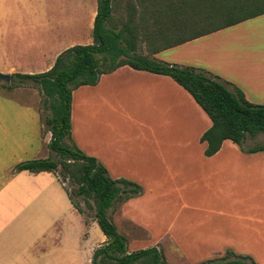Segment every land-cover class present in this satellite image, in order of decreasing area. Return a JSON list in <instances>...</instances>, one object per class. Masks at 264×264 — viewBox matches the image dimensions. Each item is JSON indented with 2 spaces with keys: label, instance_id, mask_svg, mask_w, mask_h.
<instances>
[{
  "label": "crops",
  "instance_id": "1",
  "mask_svg": "<svg viewBox=\"0 0 264 264\" xmlns=\"http://www.w3.org/2000/svg\"><path fill=\"white\" fill-rule=\"evenodd\" d=\"M48 1L29 0L31 7L33 4L34 7L44 6ZM95 13L96 5L90 16L92 26ZM37 14L33 11L29 13L30 20L27 21L30 25L27 29L29 36L26 38L28 48L35 52H26V57L23 58L24 52L20 47L18 58L15 54L11 55L12 58H17L16 63L14 60H6L3 63L6 68L3 71L6 73L46 71L53 65L59 53L76 45V42L72 40L71 31L72 27L79 26L78 21L68 17V20L57 23V27L51 26L49 22L39 25L38 22L31 20ZM12 24L9 26L12 27ZM8 30L9 32L11 30L13 34L12 28H6L0 33V50L6 49ZM200 38L159 53L164 54L175 50ZM15 42L16 39L13 43ZM159 53L154 57L156 58ZM179 57L180 55L170 54L167 58L159 60L185 65L177 60ZM205 71L214 73L208 69ZM124 82L130 83L131 89L139 93L175 92L190 104L191 102L196 104L191 105L198 114L195 120L192 121V118L183 116V119L188 122L186 124L171 123V131L184 129L187 124L194 125L191 137L194 135L202 144L203 148L200 146L202 153L198 156H187L186 158L190 161L186 162L182 169L185 172L190 171L192 184L198 183L204 175L209 183L221 182L222 201L221 206H218L220 207L218 212L222 215L220 222L196 223L185 219L178 222L177 219L162 228V221L155 226L156 224L151 220H145L144 216L141 217L136 213L135 208L140 203H144L143 195L146 191L153 192L154 187L162 189V175L175 178L177 173L174 174L173 168L167 164L166 155L163 152L166 143L157 137L158 132L155 129L157 127L154 123L149 126L144 125L153 136L140 147H133L130 140L126 137L119 138L116 134V125L112 118L106 116V113L118 112L119 108L113 105L112 95L115 92L116 83L119 85ZM226 82L228 85L237 87ZM10 91L20 92L29 98L30 102L17 100L19 104L16 105H0V264H22L23 226L33 224L40 228V232L29 241V247L35 254V264H49L48 260L45 263L42 261L43 258L48 259L54 254L53 247L57 242L52 229L56 223L55 216L37 225L36 213H33L32 209H38V207L54 209V188L42 187L37 181L41 174L54 173L15 171V166L23 161L36 159L34 155L39 153L40 144L47 145L51 133L44 129L41 122L42 117L34 93L20 89H10ZM77 93L79 104L76 110ZM199 108L200 106L191 95L169 76L124 65L110 73L102 74L95 85H82L72 92L71 138L85 154L95 157L106 168L110 177L126 178L143 188L139 195L119 204L118 220L112 219L118 230L127 237L129 251L155 246L163 250L167 260V253H171L173 259L177 257L175 260H183L187 264H198L221 258L229 249L252 257L256 264H264V150L246 152L232 141L224 140L215 154L206 156L204 154L206 143L200 141V137L210 127L211 121ZM179 113L181 115L187 113V108L180 106ZM40 130L43 135H40ZM262 134L264 133L251 138L264 139ZM185 136L188 135L185 134ZM243 144V147L247 149L264 143H253L249 139ZM54 176L59 180L56 174ZM68 199L70 201L69 197ZM73 208L77 210L74 206ZM24 209L29 210L25 217ZM128 226L134 230L135 234L130 233ZM105 240L104 236L99 242L103 243ZM93 248L94 246L88 250V253Z\"/></svg>",
  "mask_w": 264,
  "mask_h": 264
},
{
  "label": "trees",
  "instance_id": "2",
  "mask_svg": "<svg viewBox=\"0 0 264 264\" xmlns=\"http://www.w3.org/2000/svg\"><path fill=\"white\" fill-rule=\"evenodd\" d=\"M122 10V11H121ZM264 14V0H96L92 42L73 45L57 55L53 65L39 73H12L8 89L37 88L50 114L45 118L51 137L47 146L58 159L39 158L18 163L15 171L56 174L76 188L65 189L72 205L84 209L72 196H80L106 237L93 252L91 264H170L161 248L128 250L127 237L109 215V209L139 195L142 187L126 178H112L93 156L71 138L72 92L95 85L102 74L130 66L169 76L187 91L206 113L211 125L201 135L204 154H215L224 140L243 151L264 150V144L245 149L247 137L264 133V104L248 101L216 75L193 66L159 60L155 54ZM198 264H256L252 257L226 251L221 258Z\"/></svg>",
  "mask_w": 264,
  "mask_h": 264
},
{
  "label": "rangeland",
  "instance_id": "3",
  "mask_svg": "<svg viewBox=\"0 0 264 264\" xmlns=\"http://www.w3.org/2000/svg\"><path fill=\"white\" fill-rule=\"evenodd\" d=\"M94 5H96V0H49L45 2L44 6L39 5L38 7H34V4L31 7L29 0H0V33L6 28L13 30V34L11 30L7 31L6 49L0 50V74L6 73L3 71L6 69L3 64L6 60H14L16 63L20 47L24 52L23 58L26 57V52H35L28 48L26 41L29 36L27 29L30 25L27 21L30 20V12L38 13L31 20L38 22L39 25L49 22L51 26L57 27V23L68 20V17L78 21L79 26L72 27V40L76 44H89L92 42L93 26L90 16ZM10 24L12 27L9 26ZM15 39L16 42L13 43ZM14 54L17 58L11 57ZM170 54L180 55L177 60L187 66L211 70L214 72L213 75L218 76L220 80L228 81L239 87L251 103L264 104V14L222 29L175 50L164 54L159 53L156 58L165 59ZM9 83L10 80L0 81V105L12 106L19 104L17 100L21 102L30 100L20 92L10 91L7 88ZM228 87L233 90L232 85H228ZM13 89L34 93L42 117L41 122H43L44 129L47 130L45 118L50 114V111L44 107L40 91L32 86ZM112 96L114 107L117 106L119 109L117 113L107 112L106 116L112 118L118 137H126L131 141L133 147H140L149 138L152 139L151 131L145 126L154 123L157 127L155 128L158 132L157 137L166 143L163 152L166 155L167 164L173 168L174 174L177 173L175 178L162 175V189L154 187L153 192L144 191V203H140L135 208L136 213L141 217L144 216L145 220H151L156 224L155 226L162 221V228L177 219L178 222L183 219L196 223L220 222L222 215L221 212H218V208H220L218 206H221L222 201L221 182L209 183L204 175L198 183L192 184L190 171L185 172L182 169L187 164L186 162L190 161L186 158L187 156H198L202 153L200 149V146L203 148L202 144L196 140L194 135L191 137L194 125L187 124L184 129L171 131V123L186 124L188 122L183 119V116L192 118V121L195 120L198 114L191 106L194 102L190 104L175 92L139 93L131 89L128 82L119 85L116 83ZM78 104L77 93L75 96L76 110ZM180 106L187 108V113L181 115L179 113ZM185 134L188 136L186 137ZM40 135H43L41 130ZM249 139L253 143H264V139L251 137H247L246 142ZM34 156L36 159H58L46 144H40L39 153ZM162 170L164 169L162 168ZM56 176L59 180L54 174H41L37 180L42 187L54 188V209L51 207L49 209L46 207L32 209V212L36 213L37 225L46 222L51 216H55L56 220L52 229L53 235L59 242H56L53 247V256L50 255L48 259L43 258L42 262L45 263L48 260L49 264H52L53 260V264H91L94 250L104 243L99 242L101 238H104V235L94 220L93 210L86 209L80 196L73 195L72 198L84 211L81 214L73 208L64 187L68 191H72L76 185L68 178H64L65 175L60 165ZM177 185L179 187H176ZM118 208V204H116L108 211L110 217L116 221L118 220ZM28 211L24 209V217ZM128 228L131 234H135L132 228L129 226ZM38 232H40V228L34 224L23 226L22 264H35V254L29 247V241ZM93 246V250L88 253V250ZM86 254H88L87 257ZM167 256L171 264H187L183 260H175L177 257L173 259L171 253H167Z\"/></svg>",
  "mask_w": 264,
  "mask_h": 264
},
{
  "label": "water",
  "instance_id": "4",
  "mask_svg": "<svg viewBox=\"0 0 264 264\" xmlns=\"http://www.w3.org/2000/svg\"><path fill=\"white\" fill-rule=\"evenodd\" d=\"M11 78V74L10 73H5V74H0V81H9Z\"/></svg>",
  "mask_w": 264,
  "mask_h": 264
}]
</instances>
